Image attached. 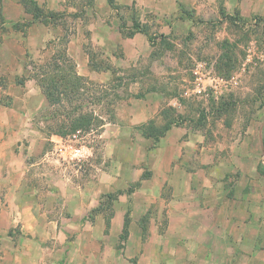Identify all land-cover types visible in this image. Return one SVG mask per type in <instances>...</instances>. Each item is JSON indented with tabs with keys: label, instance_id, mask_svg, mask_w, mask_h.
<instances>
[{
	"label": "rangeland",
	"instance_id": "obj_1",
	"mask_svg": "<svg viewBox=\"0 0 264 264\" xmlns=\"http://www.w3.org/2000/svg\"><path fill=\"white\" fill-rule=\"evenodd\" d=\"M3 1L0 82L17 86L1 100L24 112L26 99L43 101L34 114L41 153L30 158L50 165L40 171L48 185L43 182L39 208L53 227L40 216L46 235L37 241L45 259L61 257L64 244L86 258L94 257L95 247L101 261L93 264H187L190 257L199 263L210 254L238 257L241 264L243 251L192 248L228 241L221 227L231 222L200 209L188 191L206 199L211 188L222 190L221 166L209 186L202 184L209 172L200 163L202 146L217 149L221 158L243 142L251 152L264 150V126L258 137L264 125V0L259 10H241L237 0L198 9L177 8L171 0H161V8L156 0H62L59 6L53 0L54 9L46 8L47 0H18L24 22L7 20ZM9 3L15 15V0ZM38 15L45 25L33 24ZM21 61L17 74L10 65ZM34 79L62 97L60 106L46 100L30 83ZM79 115L92 124L74 128ZM175 127L169 146L159 149ZM187 148L194 149L189 158ZM232 175L231 182L222 180L229 197L240 178ZM257 180L264 191V172ZM259 225L264 235V219Z\"/></svg>",
	"mask_w": 264,
	"mask_h": 264
},
{
	"label": "crops",
	"instance_id": "obj_2",
	"mask_svg": "<svg viewBox=\"0 0 264 264\" xmlns=\"http://www.w3.org/2000/svg\"><path fill=\"white\" fill-rule=\"evenodd\" d=\"M9 2L10 0L3 1L2 8L6 19L24 22L23 16L26 14L21 3L15 0L13 11L15 10L16 14L10 15L9 8L12 4ZM47 2L46 8H56L53 6V0H47ZM60 2L62 0L58 2V6ZM156 2L158 8H161L160 6L163 4L161 0H156ZM171 2L180 9H198L200 6L206 4H211L214 8L217 7V0H171ZM261 2L262 0L236 1L241 10H245L246 8L259 10ZM38 4L42 6V1ZM38 23L45 25V22L42 21L33 24L36 26ZM23 58L25 59L24 54ZM22 65L21 61L20 64L16 62L11 64L10 67L15 69V72H18L17 74H21L23 70ZM33 81L37 83V88L43 94L37 80L34 79L29 82L32 83ZM15 85L17 86L16 83H11V85L6 87L0 82V264H59L60 261H64V264H93L96 261H101V253H96L97 249L95 247L93 258L82 257L81 255L75 256V252L79 249L77 247L71 249L68 245L64 246V244L61 245L63 255L59 258L53 256L52 259H45L42 253L45 248L41 242L37 241V236H45L46 227L43 229L39 228L40 216L46 217V226L52 224V222L48 221L46 210L42 211V208H39V197L41 196L43 182H45L46 186L48 185V179L43 177L46 176V172L41 173L40 171H43V169L48 171L50 165L39 162L37 158L32 159L30 157H38L41 153V148L38 149L35 145L40 142L43 134L36 127L34 114L43 106V101L42 98H38L36 88L34 89L33 87L31 90L35 91V96L37 95L35 105V98H33L32 100L24 99L25 102H29V105H25L27 108L25 112L18 110L15 106H8L1 99L3 96H11V89H15ZM26 86L28 88L29 84H26ZM18 87L22 88V90L24 88L22 85H18ZM7 114H10L9 119ZM11 126H16V128H12L9 131ZM263 126L261 125L258 137L261 136ZM178 128L175 127L166 132L165 136L158 143L159 149L169 146ZM187 133L189 134L188 139L191 138V135H194L192 131ZM57 138L59 141L62 140L58 136ZM244 143L237 148L236 152L233 148L232 151H229V155L223 158L219 155L217 156V149L215 148L212 149L206 146L200 148V163L204 166L205 170L209 171L204 173L202 184L209 186V183L213 180L212 173L221 166L223 170L220 175L222 178V190L213 191L211 188V191H209L212 192L210 194L211 197L206 199L192 187L188 193L193 195L200 209H205L214 215L221 216L228 222H231V224L229 223V229L226 230L221 227V233H223L228 241H222L221 244L216 243L215 245L206 244L207 246L199 243L192 248L196 250L201 248L213 250L218 247H222L225 250L236 249L243 251V255H245L246 259H243L241 264H264V256H262V253H264V235L259 227L262 219H264V191L259 189L260 185L257 180L262 175V172H264V169L261 168V162L263 161L264 163V150L260 148L258 151L251 152V150L244 147ZM188 150L189 148H187L186 155L189 158V154L194 152V149L191 152ZM42 154L45 157L50 155V153L44 152V150ZM177 167L178 164L175 165V168ZM234 172L240 173V178L236 182L237 191L234 193V196L229 197L226 192L227 185L224 186L222 180L227 179L228 182H231L234 179L232 177ZM37 173L41 177H36ZM207 190L210 189L207 188ZM257 198L260 203L257 201ZM244 202H247L244 208L247 213H243L244 215H242L241 210ZM231 205L233 209L230 212L227 208ZM224 210L226 212L222 213ZM4 221L6 222L5 226L3 225ZM49 229L53 230V227L50 225ZM236 229L239 234L237 239L234 236ZM98 232H100V229ZM229 235L231 239H229ZM259 237H263V239ZM100 244L99 242L94 243L95 246ZM105 248L114 250L113 245H107ZM49 250L51 252L54 251L53 248H49ZM249 253L251 255H248ZM186 262L187 264H200L201 262H204L203 264H239V259L238 257L227 259L215 258L214 254H210L209 256L206 255L199 263L194 257L187 258Z\"/></svg>",
	"mask_w": 264,
	"mask_h": 264
},
{
	"label": "trees",
	"instance_id": "obj_3",
	"mask_svg": "<svg viewBox=\"0 0 264 264\" xmlns=\"http://www.w3.org/2000/svg\"><path fill=\"white\" fill-rule=\"evenodd\" d=\"M34 20L36 21V22H38V21H42V18L38 15V16H35L34 17ZM43 22V21H42ZM38 77V76H37ZM39 78V77H38ZM78 78H80V77H78V76H74V79H75V82H74V84L76 83V81L78 82ZM37 80V82H38V84H39V86L41 87V90H42V92H43V94H44V96H45V98H46V100L49 102V103H52L53 102V100H54V98H55V100H56V102H58V104H59V106H60V104L62 103V97H53V94H54V92H52L51 91V88L50 87H48L46 84H43V83H41V79H36ZM71 81V80H70ZM70 83H73V81H71ZM61 96H64V92H61ZM87 116H83V115H79L77 118H75L74 120H72L73 122H72V126H74V128H76V127H78V128H81V127H86V126H88V125H90V124H92V123H90L91 122V120H90V122H89V120H87V118H86ZM63 124H64V122H62ZM90 123V124H89ZM62 128H64V127H62ZM78 128H77V130H78ZM168 131V130H167ZM59 134H61V131H59ZM161 138V137H160ZM128 226H129V221H128V218L125 220V225H124V230H123V232H124V234H126V233H128Z\"/></svg>",
	"mask_w": 264,
	"mask_h": 264
},
{
	"label": "built area",
	"instance_id": "obj_4",
	"mask_svg": "<svg viewBox=\"0 0 264 264\" xmlns=\"http://www.w3.org/2000/svg\"><path fill=\"white\" fill-rule=\"evenodd\" d=\"M82 149H79L78 151H81Z\"/></svg>",
	"mask_w": 264,
	"mask_h": 264
}]
</instances>
